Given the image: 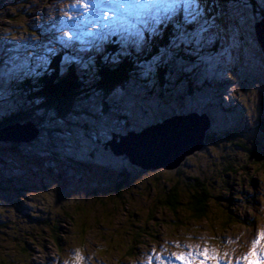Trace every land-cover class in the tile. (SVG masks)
Wrapping results in <instances>:
<instances>
[{
  "label": "rangeland",
  "instance_id": "obj_1",
  "mask_svg": "<svg viewBox=\"0 0 264 264\" xmlns=\"http://www.w3.org/2000/svg\"><path fill=\"white\" fill-rule=\"evenodd\" d=\"M108 2L0 0V121L18 112L29 117L0 130L26 122L39 129L32 145L12 150L0 142V264H264V135L257 129L264 53L250 32L264 3L209 0L206 10L222 27L188 53L166 55L151 75L138 69L150 85L130 82L104 101L90 96L65 118L37 109L20 89L34 78L31 65L46 67L64 49L76 54L67 61L78 68L101 56L111 37L131 45V27L97 20L91 5ZM160 39L128 49L151 63ZM149 48L154 57L146 59L140 52ZM178 111L206 113L217 136L216 148L204 146L182 165L185 175L211 182L210 212L200 221L158 207L162 180L175 182L169 171L154 174L104 149L112 133H139ZM258 236L255 256L245 259Z\"/></svg>",
  "mask_w": 264,
  "mask_h": 264
},
{
  "label": "trees",
  "instance_id": "obj_2",
  "mask_svg": "<svg viewBox=\"0 0 264 264\" xmlns=\"http://www.w3.org/2000/svg\"><path fill=\"white\" fill-rule=\"evenodd\" d=\"M229 1L230 0H220V2L223 3ZM167 39L168 30H165L160 42L157 43L153 49L156 50V46H165L167 44ZM114 42L115 39L111 37L110 43H108L101 56H88L84 58V60H82V66L78 68L73 62L67 61V57L78 58L76 54L70 50L66 51L61 49L60 53L54 56L46 67L36 68L35 65H31L30 67L33 70L34 78L30 77L24 79L20 89L24 88L27 91V98L32 104L37 101L35 105L37 109L49 111L58 118H65L73 111L78 101H83L90 96H102L101 100L103 99L102 101H104V98L107 99L111 93L117 89H123L130 82L137 83L140 81L136 73L138 69H140L139 65L143 63V60L139 55H135L132 50L128 49V54L121 56L119 63L113 64L110 62L112 54L118 50L119 46ZM140 54L146 59L154 57L150 48L140 52ZM105 57L108 58L109 62L105 61ZM142 83L150 85L147 78L144 79V81L141 79L140 84ZM161 84L162 81L160 80L159 85ZM262 112L264 113V111ZM171 114L177 113L172 112ZM180 114L184 113L178 111V115ZM166 116L168 115L160 114L155 117V120L151 123L160 122V120L167 118ZM24 117L25 114L22 112L13 114L0 121V127L14 123L15 121H20L24 119ZM261 121L257 129L264 135V119ZM112 135H114V133H112L111 136ZM215 138H217V136L214 135L212 131H206L204 146L206 148H216ZM226 138H224L225 141L227 140ZM34 143L35 141L29 145ZM229 143L235 147L246 150L251 156H256L251 149H246L243 145L230 141ZM8 145L10 149L16 150L19 149V146L22 144L8 143ZM201 151H204V149H201ZM195 155L196 152L192 154V157ZM184 162L185 161L174 170H164L169 171L170 175H174L175 182L172 183L169 180L165 181V179H163L160 185L162 186L164 195L157 197L155 201L159 208L167 210L172 215L177 214L180 210H184L193 220L200 221L206 219L210 212L209 208L212 197L209 194V188L211 182L206 176L201 177L194 174L185 175L182 172V165ZM231 164L226 163L225 165L222 164V166H224L227 171H230L232 168ZM238 171L239 170H237L236 173ZM160 172V170H155L153 173L158 174ZM155 181L157 180L155 179ZM45 212L46 214L43 222L48 224L47 219L50 217L51 211ZM229 218L230 216H228V219ZM226 221L227 224L230 223L229 220Z\"/></svg>",
  "mask_w": 264,
  "mask_h": 264
},
{
  "label": "snow or ice",
  "instance_id": "obj_3",
  "mask_svg": "<svg viewBox=\"0 0 264 264\" xmlns=\"http://www.w3.org/2000/svg\"><path fill=\"white\" fill-rule=\"evenodd\" d=\"M208 2L209 0H110L104 4H92L91 8L98 21L102 20L107 25L110 20L114 28L124 32L128 31V27L133 29L134 39L131 45L123 41L118 46L110 60L113 64L119 63L121 56L128 54L129 46L142 48L146 42L150 43L153 39L162 37L164 31L168 30L167 44L159 50V55L151 63L139 65L141 74L147 77L156 71L166 55L170 57L181 52L186 53L192 47H199L210 38L214 29L222 27L218 23L219 17L207 12ZM216 2L219 3L220 0ZM258 22H264V15H260L259 20L255 14L251 18V38H254L255 25ZM105 61L109 62L107 57ZM259 240L258 236L253 241L245 259L255 256L253 250ZM201 255L209 259L207 250ZM177 259L183 260L184 257L178 256ZM211 259H216L215 254Z\"/></svg>",
  "mask_w": 264,
  "mask_h": 264
},
{
  "label": "water",
  "instance_id": "obj_4",
  "mask_svg": "<svg viewBox=\"0 0 264 264\" xmlns=\"http://www.w3.org/2000/svg\"><path fill=\"white\" fill-rule=\"evenodd\" d=\"M255 38L264 53V22L255 25ZM260 108L264 111V101ZM32 122L14 124L0 130V142L29 145L39 129ZM211 121L206 113L174 115L163 119L139 133L112 135L104 149L114 157H126L129 164L146 171L174 170L184 159L202 149Z\"/></svg>",
  "mask_w": 264,
  "mask_h": 264
},
{
  "label": "bare ground",
  "instance_id": "obj_5",
  "mask_svg": "<svg viewBox=\"0 0 264 264\" xmlns=\"http://www.w3.org/2000/svg\"><path fill=\"white\" fill-rule=\"evenodd\" d=\"M83 19H84V18H83ZM81 20H82V19H81ZM110 22H111V21H110ZM110 22H109V23H110ZM83 27H84V26H83ZM84 30H85V29H84ZM191 50H192V49H191ZM71 192H72V191H71Z\"/></svg>",
  "mask_w": 264,
  "mask_h": 264
}]
</instances>
